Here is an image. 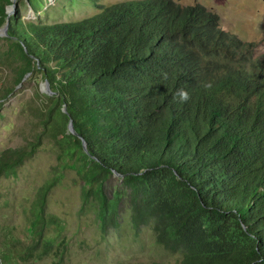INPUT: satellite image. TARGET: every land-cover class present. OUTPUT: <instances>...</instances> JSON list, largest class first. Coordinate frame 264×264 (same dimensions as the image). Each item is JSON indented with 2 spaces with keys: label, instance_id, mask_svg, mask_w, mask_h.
I'll return each mask as SVG.
<instances>
[{
  "label": "trees",
  "instance_id": "16d2710c",
  "mask_svg": "<svg viewBox=\"0 0 264 264\" xmlns=\"http://www.w3.org/2000/svg\"><path fill=\"white\" fill-rule=\"evenodd\" d=\"M13 1L0 0V27L8 20L16 61L0 62V107L34 74L51 94L37 90L23 103L35 132L0 152V179L44 138L60 151L56 174L32 205L31 244L15 253L40 261L52 252L45 230L60 224L46 216V201L69 170L82 182V207L94 212L103 232L118 225L126 199L131 228H150L157 245L181 255L179 264H264L258 44L222 30L219 17L200 4L130 0L48 25L19 12L7 17ZM115 175L121 186L109 199L104 187ZM63 254L57 245L53 264Z\"/></svg>",
  "mask_w": 264,
  "mask_h": 264
},
{
  "label": "rangeland",
  "instance_id": "374dc122",
  "mask_svg": "<svg viewBox=\"0 0 264 264\" xmlns=\"http://www.w3.org/2000/svg\"><path fill=\"white\" fill-rule=\"evenodd\" d=\"M126 1L130 0H38L40 6L33 9L27 0H18L13 2L12 14L19 12L26 21L52 25L88 18L97 12V6ZM173 1L202 5L219 17L222 30L243 41L257 43L255 55L264 53V0ZM7 31L8 26L0 27V62L14 64L15 56L6 40ZM43 83L39 75H32L0 107V152L31 140L35 132L33 118L21 108L35 91L41 92ZM59 154L58 147L44 138L39 149L14 173L0 179V264H53L57 262L56 246L61 244L64 254L56 264H179L181 255L157 245L150 228L139 231L131 228L126 199L118 208V225L101 231L94 212L82 207V182L69 170L61 172L59 183L46 201V216L60 224L58 227L50 224L45 230V236L55 242L52 252L40 261L33 257L20 258L21 254L15 251L31 244L27 228L37 190L56 174ZM120 186V177L111 176L104 187L106 197L112 198Z\"/></svg>",
  "mask_w": 264,
  "mask_h": 264
},
{
  "label": "water",
  "instance_id": "95a60500",
  "mask_svg": "<svg viewBox=\"0 0 264 264\" xmlns=\"http://www.w3.org/2000/svg\"><path fill=\"white\" fill-rule=\"evenodd\" d=\"M13 2L15 3V0ZM14 3L6 8L7 17L12 14V9L14 7ZM5 26H8V20H7L6 24H5ZM3 32H5V28L3 29ZM48 87H49L48 86V83L47 82H44L43 83V86H42V89H41V92L46 93V94H51V92L49 91V88ZM68 131L71 132L72 134H75V132H74V130L72 128L71 121L68 124ZM115 176H118V175H115Z\"/></svg>",
  "mask_w": 264,
  "mask_h": 264
},
{
  "label": "clouds",
  "instance_id": "9594fccd",
  "mask_svg": "<svg viewBox=\"0 0 264 264\" xmlns=\"http://www.w3.org/2000/svg\"><path fill=\"white\" fill-rule=\"evenodd\" d=\"M179 95H180V99H181L182 101L188 99V95H187V93H185V92H181V93H179Z\"/></svg>",
  "mask_w": 264,
  "mask_h": 264
}]
</instances>
